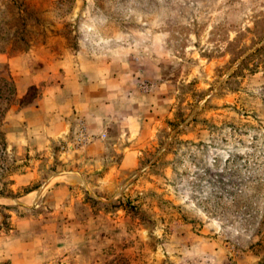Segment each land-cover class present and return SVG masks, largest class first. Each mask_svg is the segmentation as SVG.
Wrapping results in <instances>:
<instances>
[{"label": "rangeland", "instance_id": "374dc122", "mask_svg": "<svg viewBox=\"0 0 264 264\" xmlns=\"http://www.w3.org/2000/svg\"><path fill=\"white\" fill-rule=\"evenodd\" d=\"M71 76L112 125L16 152ZM0 264H264V0H0Z\"/></svg>", "mask_w": 264, "mask_h": 264}, {"label": "crops", "instance_id": "0c3cea01", "mask_svg": "<svg viewBox=\"0 0 264 264\" xmlns=\"http://www.w3.org/2000/svg\"><path fill=\"white\" fill-rule=\"evenodd\" d=\"M15 75L20 100L26 88L38 84V81L36 76L26 77L22 71L15 72ZM98 80L89 77L77 80L71 76L67 83L69 89H66L68 95L47 91L33 103L12 105L9 111L14 120H10L4 130L8 138H14L15 151L30 150L39 156H47L57 150L62 140L76 135L81 121L92 128L93 133L100 131V127L97 129L99 125H112L115 116L106 112L111 106L99 97L97 88L101 83Z\"/></svg>", "mask_w": 264, "mask_h": 264}]
</instances>
